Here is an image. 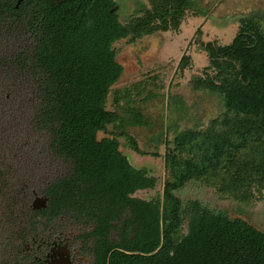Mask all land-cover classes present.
Returning a JSON list of instances; mask_svg holds the SVG:
<instances>
[{
  "label": "trees",
  "instance_id": "trees-1",
  "mask_svg": "<svg viewBox=\"0 0 264 264\" xmlns=\"http://www.w3.org/2000/svg\"><path fill=\"white\" fill-rule=\"evenodd\" d=\"M16 1H11L12 7ZM132 1L136 6L127 20L121 18L115 0H66L58 7L72 12L60 11L58 15L45 13L49 6L43 1L38 5L34 28L40 46L33 68L49 77L46 83L53 91L26 99L34 108V124L54 134V144L73 159L83 178L81 185L71 183L65 194L57 186L49 205L65 199L71 203L83 185V201H98L94 203L97 232L106 233L108 222L117 221L113 228L120 243L109 244L103 239L107 246L101 254L102 264H264L263 232L246 220L230 219L199 201L184 203L176 195L189 181L218 171L224 159L230 160L250 142L262 146L260 161L251 162L247 168L264 184V32L258 19L240 18L229 44H202L216 74L194 82V87L221 97L227 114L233 117L226 121L221 134L210 129L203 131V136L188 130L176 133L175 149L183 156L167 149L164 166L170 178L164 181L161 194L142 199L134 194L154 189L157 178L148 169L133 165L121 146L145 154L127 129L150 130L152 123L136 105V94L144 90V81L130 89H116L125 73L117 47L177 31L186 12L194 10L195 15L197 11L191 0ZM26 2L28 6L33 0ZM3 7H8V1L4 0ZM190 60L183 54L179 70ZM114 90L115 106L109 110L108 98ZM148 92L139 100L145 102L157 95L151 89ZM99 134L104 136L99 138ZM162 144L163 133L147 143L154 147ZM26 179L21 172L20 232L27 223ZM9 184L10 174L0 169V201L12 191L7 188ZM112 247L129 253L115 250L108 256Z\"/></svg>",
  "mask_w": 264,
  "mask_h": 264
},
{
  "label": "rangeland",
  "instance_id": "rangeland-1",
  "mask_svg": "<svg viewBox=\"0 0 264 264\" xmlns=\"http://www.w3.org/2000/svg\"><path fill=\"white\" fill-rule=\"evenodd\" d=\"M115 1L121 18L127 20L136 5L132 0ZM191 1L197 12L195 15L194 10L186 12L177 31L157 34L136 44L120 43L117 47L120 49L119 61L124 65L125 73L116 89H130L144 81V90L136 94V105L152 123L150 130L134 127L127 129L145 154H137L121 146V151L133 165L148 169L157 178L154 189L140 190L134 194L142 199L161 194L164 181L170 178L164 166L167 149L178 157L183 156L175 149L176 133L188 130L202 135L203 131L210 129L221 134L226 121L233 117L232 113L227 114L221 97L194 87V82L216 74L209 66L202 44H229L242 17L257 18L264 32V0ZM183 54L190 56L191 60L181 71L178 63ZM150 89L155 91L156 97L145 102L139 100ZM114 92L108 98L109 110L115 106ZM26 98L0 97V156L3 153L8 156L17 155L20 157V168H28L29 157H36V162L41 161L40 158L46 156L44 149H47L49 139L47 132L38 131L34 127V108ZM160 133H163V144L160 147L148 146L149 139H154ZM102 136L99 134V138ZM259 143L250 142L246 148L233 153L230 160L224 159L218 171L189 181L176 195L184 203L199 201L230 219L246 220L264 233V184L257 182V178L247 168L251 162L260 161L259 148L262 145ZM31 176L38 184L47 179L45 175ZM186 230L187 220L183 225V233Z\"/></svg>",
  "mask_w": 264,
  "mask_h": 264
},
{
  "label": "flooded vegetation",
  "instance_id": "flooded-vegetation-1",
  "mask_svg": "<svg viewBox=\"0 0 264 264\" xmlns=\"http://www.w3.org/2000/svg\"><path fill=\"white\" fill-rule=\"evenodd\" d=\"M5 1H8L6 9L3 7L4 0H0V97L28 98L52 92L53 89L46 83L49 77L39 72L40 69L33 68L36 48L40 46L37 43L38 32L34 28L35 15L40 12L38 5L41 1L49 6L44 11L50 15L72 10L64 11L58 7L66 0H33L28 6L26 0H17L14 7L11 6L13 0ZM34 127L49 136L47 149H44L46 156L40 158L41 161L36 162V157H29L30 162H27L30 167L23 166L21 169L17 155L3 153L0 157V169L10 174L12 182L7 187L12 191L0 201V264H102L101 254L107 246L103 239H107L109 244L120 243L113 228L117 221L108 222L106 233L101 235L97 232L98 211L94 203L98 204V201L92 204L83 201L80 197L84 193L83 185L81 191L75 192L77 197L71 198V203L65 199L64 202L49 205L57 186H61L63 194L69 190L71 183L77 181L81 185L83 178L80 172L77 173L73 159L61 153L54 144V134L48 128L41 129L36 124ZM21 172L27 176L24 203L27 223L23 232H20L19 212ZM36 174L45 175L47 179L38 184L31 176ZM62 180L66 181L63 183ZM43 199L44 204H41ZM121 220H124V215ZM115 250L127 252L112 247L107 255Z\"/></svg>",
  "mask_w": 264,
  "mask_h": 264
},
{
  "label": "water",
  "instance_id": "water-1",
  "mask_svg": "<svg viewBox=\"0 0 264 264\" xmlns=\"http://www.w3.org/2000/svg\"><path fill=\"white\" fill-rule=\"evenodd\" d=\"M116 9H117V7H115L113 10H116ZM44 200L45 199L41 200V204H44Z\"/></svg>",
  "mask_w": 264,
  "mask_h": 264
}]
</instances>
